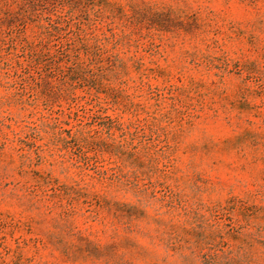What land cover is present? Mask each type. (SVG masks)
Wrapping results in <instances>:
<instances>
[{
  "label": "rangeland",
  "instance_id": "1",
  "mask_svg": "<svg viewBox=\"0 0 264 264\" xmlns=\"http://www.w3.org/2000/svg\"><path fill=\"white\" fill-rule=\"evenodd\" d=\"M0 264H264V0H0Z\"/></svg>",
  "mask_w": 264,
  "mask_h": 264
},
{
  "label": "trees",
  "instance_id": "2",
  "mask_svg": "<svg viewBox=\"0 0 264 264\" xmlns=\"http://www.w3.org/2000/svg\"><path fill=\"white\" fill-rule=\"evenodd\" d=\"M29 1H34V0H29Z\"/></svg>",
  "mask_w": 264,
  "mask_h": 264
}]
</instances>
